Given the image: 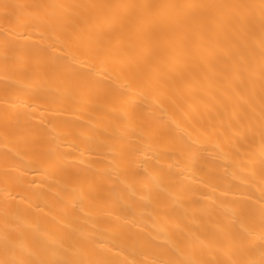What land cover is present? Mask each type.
<instances>
[{
    "label": "bare ground",
    "instance_id": "obj_1",
    "mask_svg": "<svg viewBox=\"0 0 264 264\" xmlns=\"http://www.w3.org/2000/svg\"><path fill=\"white\" fill-rule=\"evenodd\" d=\"M0 264H264V0H0Z\"/></svg>",
    "mask_w": 264,
    "mask_h": 264
}]
</instances>
